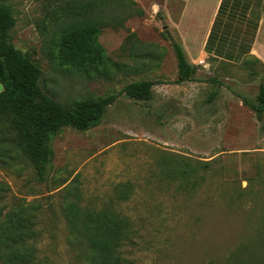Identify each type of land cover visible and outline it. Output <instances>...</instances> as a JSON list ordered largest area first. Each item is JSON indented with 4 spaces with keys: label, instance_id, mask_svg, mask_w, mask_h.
Instances as JSON below:
<instances>
[{
    "label": "rangeland",
    "instance_id": "374dc122",
    "mask_svg": "<svg viewBox=\"0 0 264 264\" xmlns=\"http://www.w3.org/2000/svg\"><path fill=\"white\" fill-rule=\"evenodd\" d=\"M80 1L0 0L15 21L8 39L38 65L44 93L68 107L116 97L97 126L64 127L52 138L42 182L0 119L12 156L11 165L0 167V180L10 188L11 208L19 200L37 206L36 257L43 264H79L62 213L77 199L85 212L110 209L132 223L125 264H252L264 240V118L258 122L243 101H256L264 69L252 61L208 60L197 64L194 80L176 84L175 38L165 16L152 12L160 0H123L114 16L101 10L106 25L97 40L109 61L100 73L63 66L57 44ZM139 80L155 82L151 99L123 92ZM178 160L210 162L209 171L198 170L191 197L163 174ZM120 186L127 190L123 200Z\"/></svg>",
    "mask_w": 264,
    "mask_h": 264
},
{
    "label": "trees",
    "instance_id": "16d2710c",
    "mask_svg": "<svg viewBox=\"0 0 264 264\" xmlns=\"http://www.w3.org/2000/svg\"><path fill=\"white\" fill-rule=\"evenodd\" d=\"M129 3L134 4L132 0ZM122 5L123 0L80 1L77 18L66 24L60 33L57 44L60 64L89 75L100 73L109 61L97 40L101 28L106 25L101 10L105 7L111 11L110 16H114V9ZM14 22L10 9L0 4V119L5 120L12 143L30 161L36 179L42 182L46 179L53 158L52 138L64 127L86 131L97 126L106 108L116 97L109 94L68 107L44 93L39 84L40 68L8 39V32ZM170 46L176 59L175 83L194 80L198 65L188 61L182 46L172 38ZM153 85L155 82L152 80L134 81L126 84L123 92L131 99L149 100L152 98ZM255 100H244L243 103L261 123L264 118L262 83L258 86ZM260 131L263 134L264 128ZM6 137L2 134L0 137V167L9 166L12 161ZM176 162L167 171L164 169L163 174L171 181H178L186 196L191 197L199 184L196 176L198 170L201 168L203 172L209 171L210 162ZM123 188L120 186L121 191H118L121 200L127 193V190L122 191ZM9 192V186L0 180V264H43L36 257L32 245L36 239L34 212L37 206L19 200L11 208ZM77 202V199L68 201L62 208L69 233L67 242L74 253V259L79 264H125L122 249L133 234L129 219L110 209L85 212ZM252 264H264V240L261 255Z\"/></svg>",
    "mask_w": 264,
    "mask_h": 264
},
{
    "label": "crops",
    "instance_id": "0c3cea01",
    "mask_svg": "<svg viewBox=\"0 0 264 264\" xmlns=\"http://www.w3.org/2000/svg\"><path fill=\"white\" fill-rule=\"evenodd\" d=\"M153 8L190 63L252 61L264 69V0H160Z\"/></svg>",
    "mask_w": 264,
    "mask_h": 264
}]
</instances>
